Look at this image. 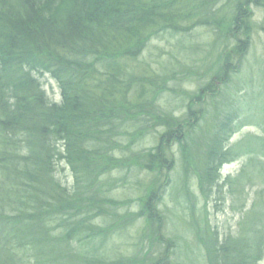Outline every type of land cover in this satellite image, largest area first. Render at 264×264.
<instances>
[{
	"label": "trees",
	"instance_id": "trees-1",
	"mask_svg": "<svg viewBox=\"0 0 264 264\" xmlns=\"http://www.w3.org/2000/svg\"><path fill=\"white\" fill-rule=\"evenodd\" d=\"M215 1L202 2L204 16L201 23H196L190 21V16H194L197 0H0V175L4 178H0V264H21L22 260L11 248L14 241L18 249L31 246L39 255L40 264H93V259L103 257L99 256L100 248L106 238L115 235L108 231L114 220L84 229L73 219L72 202L88 197V201L97 205L98 194L106 197V183L101 179L106 171L100 164L117 166V157L123 158L120 163L127 170L131 165L154 173L156 180L163 178L168 186L177 184V187L171 185V196L177 204V197L185 193L192 176L197 178L198 192L204 200L217 198L216 208L219 202L225 203L226 198L232 200L240 194L232 184L229 189V182L228 191L224 192L220 176L221 167L238 156L233 158L236 148L229 146L230 136L239 131L234 118L227 117L229 112L212 111V127H202L199 121L189 124L194 116L186 107L188 112L182 119L160 112L157 126L152 112L156 108L150 103L154 99L152 92L156 93L161 80L176 73L175 67L165 69L168 76L161 79L154 77L158 73L149 65L148 58L140 60L139 65L133 64L144 55L143 50H147L153 37H173L178 31L185 32L205 23V18L214 11L206 7ZM227 1L226 9L234 4L242 12V6L259 0ZM50 3L54 7L62 4L66 11L57 18L49 10ZM238 27L235 21L231 33H236ZM217 54L221 55L219 51ZM4 66L5 71L11 68L12 74L4 73ZM24 66L39 73H50L60 84L62 104H51L41 84L31 79L28 72L24 77L21 72ZM227 66L225 62L222 68L228 71ZM260 89L262 101L258 106L262 105L259 112L262 115L264 85ZM229 93L232 92L208 93V101H216L224 109L233 106L237 99L244 103L233 93L231 99ZM220 113L226 114L222 121ZM155 124L166 128L159 144L148 151L134 150L142 132ZM243 144L261 158L256 160L253 174L256 180H261L260 177L264 178V134L258 138L247 135ZM61 162H66L74 173L75 185L70 190L57 177L56 166ZM189 165L193 167L191 171ZM244 173L238 176L237 183L243 180ZM252 185L254 181L246 186ZM258 192L263 197L264 187ZM156 193L148 184L145 194L151 200L141 211L146 217L140 212L127 217L128 220L143 218L142 226L154 230ZM255 209L250 221L255 222L256 228L251 227L247 234L251 237L247 240L230 238L219 245L218 233L206 228L207 264H259L260 243L264 241V209ZM89 212L91 215V208ZM103 212H107L106 207ZM51 219L62 226L58 227L62 232L56 236L52 234L55 229L48 227ZM152 236L141 261L126 256L123 259L120 250L119 255L116 252L111 255L112 260L106 255L101 260L104 264H155L157 261H151L148 253L153 248H156L153 253H158L161 246L154 240L156 236ZM79 237L83 244L75 249L73 241ZM174 238L179 246L169 239V245L162 249L163 256L165 248L170 246L172 254L181 246L193 248L192 243L181 245V238ZM234 243L233 254L230 248ZM51 244H58L61 250H47ZM3 255H8L10 260L2 259Z\"/></svg>",
	"mask_w": 264,
	"mask_h": 264
},
{
	"label": "rangeland",
	"instance_id": "rangeland-1",
	"mask_svg": "<svg viewBox=\"0 0 264 264\" xmlns=\"http://www.w3.org/2000/svg\"><path fill=\"white\" fill-rule=\"evenodd\" d=\"M222 1L217 0L213 5L206 7L214 11L208 18H205L206 22L202 23V25L194 26V28L185 32L178 31L174 33L175 35L173 34V37L169 36L164 39H160L161 37L157 38L158 36L153 37L147 50L146 48L143 50L144 55L134 61L133 64L139 65L138 62L140 60L145 61L148 58L149 65L158 73L154 77L160 76L161 79L168 76L166 71H164L165 69H169L172 66L175 67L176 76L167 78L169 86L166 88L157 87L155 88L156 93L152 92L154 99L150 103L156 108L152 112L157 126L160 122L158 118L160 112L167 116L169 115L168 112H170L171 116L178 119L184 114L182 108L184 104L187 108H192L189 110L194 113L202 111V113L209 114V108L212 105L206 101L207 86L217 92L221 85L230 83V85L223 88V92H232L235 95L234 90H236L240 93L238 97H241L244 103H233V108L230 107L225 112H229L228 117H233L236 122L248 121L246 123L248 126L241 127L238 134L231 137L229 144L231 146L234 144V148H236V152H232L234 154L233 158L238 156L231 164L228 163L229 165L226 164L221 168V179L223 180L221 187L225 186L223 188L224 192L228 191L226 185L229 182V189L232 184L234 190L240 191V194H236V198L232 200L229 197L228 199L226 198L225 203L219 202V206L216 208L215 201L217 198L204 200L200 192H198V184L195 182L197 178L192 176L185 188V193L177 197L179 202L177 204L171 196V192H173L172 186L177 187V184L170 183L168 186L163 183V178L156 180L154 173L133 168L131 165L127 167V170L126 167H123L125 166L124 163H120L123 159L122 157L116 158L119 163L117 166L102 163L100 165L106 171L101 176L103 182L106 183V197L98 194L96 197L98 198L97 205L88 201V197L74 200L72 202L75 207L73 219L78 226H83L84 229L91 224L100 227L101 222H106L107 224L110 219L114 220V225L108 231L115 235L108 239L106 238V247L103 248L104 253H102L109 259L115 252L116 255H119L120 250L123 253V255H120L123 259L126 256L140 261L143 260V256L146 255L144 249L149 246V241L153 240L152 235L154 234L157 238L154 240L159 242V244L163 243L165 246L169 245V239L175 240L177 243L174 237L178 236L181 238L182 244L193 243L192 245L195 247L192 261L189 260L187 262V259L182 255L183 246L178 248L175 254H172L170 246L165 248V256L155 264H207L208 257L205 249L208 242L205 240L208 231L206 228L209 231L211 229L218 233L219 239L217 241L219 245L224 244L230 238L231 240H247V238L251 237V235L247 236L248 231L251 230V227L256 228L255 222L252 223L250 221L251 212H255L253 210L255 209L253 208L254 205L258 207L261 204L258 209H255L259 211L264 203V196L261 197L259 195L260 192H258L264 187L262 186L264 178L260 177L259 179L261 180H256L253 176L257 166L256 160H261V158H257L255 154L250 153L251 150H248V146H244L243 141L245 139L243 136L251 134L249 136L255 135L258 138L260 134H264V114L261 115L259 113L262 112V107L261 109H259V106L254 107L262 101V96L259 94L261 101L255 103V92H260L261 86L264 85V77H261L264 76V0H259L253 6L250 4L242 6L243 11L235 13L236 16H233L230 10L226 9L223 11L225 5ZM202 2L204 0H197L196 7L193 9L195 13L194 16H190V21L194 20L196 23H201L204 16V13H202ZM52 5L50 3L49 10L57 18L66 11L64 10L65 8L62 9L64 6L62 4H57L55 7ZM217 9L219 10L217 11ZM183 12L185 13L186 11ZM214 13L215 16H213ZM232 17H239L236 20L239 26L237 31H235L236 33H231L234 23V20L231 19ZM217 51L221 55L218 54L219 58L216 61H212L211 58L215 59V57L214 55L211 57L210 54H217ZM157 57H159V60ZM225 62L228 64V71L225 67L222 70L220 69L221 63L224 64ZM213 63H215V68H211L213 66L210 67ZM172 78L175 79V82L172 81ZM156 79L154 78V80ZM39 84H41L50 102L61 103V89L50 76L39 74ZM178 92L186 93L190 96L188 97L189 99L187 100L184 94H181V97L185 98L186 102L181 97L177 98ZM247 92L249 94L247 99L249 107L245 105ZM232 93H229L231 99H233ZM218 104V102L214 101V105H216L214 107L217 109L219 108ZM199 121L201 122V120ZM156 124L142 132V137L135 144L134 150H137V152L148 151L159 144L158 140L165 133L166 128L163 126L157 127ZM173 146L176 147L175 145ZM237 146L240 148L238 149ZM189 163L191 164V161ZM173 166L171 168L178 171V168ZM56 167L57 177L59 178L57 179L65 188L72 189L75 185L72 169L66 165V162H61ZM192 169L193 167L189 165L188 170L191 171ZM244 171L243 180L237 183L238 176ZM0 178L4 179L1 175ZM172 181H175V178ZM253 181L254 185L250 186L251 188L246 186L251 185ZM148 184L157 191V196L164 203L155 205L157 222L154 230L151 228L145 229L142 226L143 218L131 221L127 218L137 213L139 214L149 204L151 199L144 193ZM243 185H245V188H243ZM242 192H244L243 196L241 195ZM158 197L156 198L157 200ZM108 198L110 201H108ZM153 204H155V200ZM104 206L107 209L105 213L110 214L105 218L102 216L105 214L103 212ZM90 208L92 209L91 215L89 212ZM253 215L255 214L253 213ZM141 216L146 217L143 212H141ZM120 218L121 221L119 222ZM119 224H122V228L118 227ZM48 227L55 229L52 232L54 236L62 232V228H58L62 227L61 223L50 222ZM199 233L201 236H199ZM82 244L81 237L73 241L75 249L81 248ZM173 245L176 246L175 243ZM178 246L179 243H177ZM11 248L16 256L22 260L21 264H40L36 262L39 259V255L33 252L31 246L25 249H18V243L14 241ZM50 249L61 250V246L51 244L47 247V250ZM260 249V264H264V241L260 243ZM234 251L235 243L231 246L230 253L234 254ZM103 258L93 259V264H104L101 260ZM8 259L10 260V257Z\"/></svg>",
	"mask_w": 264,
	"mask_h": 264
},
{
	"label": "bare ground",
	"instance_id": "bare-ground-1",
	"mask_svg": "<svg viewBox=\"0 0 264 264\" xmlns=\"http://www.w3.org/2000/svg\"><path fill=\"white\" fill-rule=\"evenodd\" d=\"M176 74H177V73L173 74L171 77L176 76ZM159 81H160V80H159ZM172 81L175 82V79L172 78ZM168 86H169V85H168V79H164V80H161V81H160L158 87L166 88V87H168ZM180 90H181V88H180ZM181 94H184V95L187 97V100L189 99L188 97H190V96L187 95L186 93L178 92V93H177V98L181 97ZM181 99H182L183 101H185V102L187 101L185 98L183 99V98L181 97ZM190 109H192V108H190ZM263 209H264V207H260V210L263 211Z\"/></svg>",
	"mask_w": 264,
	"mask_h": 264
}]
</instances>
